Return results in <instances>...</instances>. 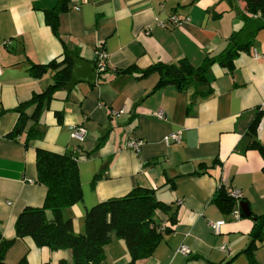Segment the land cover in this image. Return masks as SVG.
<instances>
[{
	"label": "crops",
	"instance_id": "crops-1",
	"mask_svg": "<svg viewBox=\"0 0 264 264\" xmlns=\"http://www.w3.org/2000/svg\"><path fill=\"white\" fill-rule=\"evenodd\" d=\"M60 1L0 0V231L5 239L15 240L5 262L18 264L24 257L29 264L72 262L69 250L51 251L30 238L16 239L15 224L25 208L42 207L45 201L47 189L37 183V149L66 154L78 146L83 199L65 211L76 233L85 232L88 209L143 187L172 205L176 223L153 255L137 264H250L243 251L255 221L247 216L234 219L213 198L222 187L226 192L239 190L251 213L264 214V159L257 150H243L250 124L260 112L258 139L264 146V59H255L253 53L264 51V28L253 47L237 56L232 70L215 63L201 85L157 88L163 71L143 79L137 78L138 72H121L181 61L200 67L242 28L246 1L72 0L59 17L56 36L45 16ZM173 14L190 21L174 29L158 27V21ZM8 41L11 45L4 46ZM99 49L108 55L106 70L94 85L81 82L70 92L56 93L41 117L43 139L27 146L26 134L9 137L18 121L14 108L53 83L50 74L34 78L32 64H48L68 52L95 65L97 73ZM121 110L120 117L112 115ZM159 111L165 120L157 118ZM57 112H62L61 122ZM76 126L86 131L82 143L72 139ZM174 132H182V141L167 146L164 138ZM130 138L143 141L140 151L125 148ZM156 219L170 225L162 212ZM219 221L225 224L216 232L209 223ZM182 246L189 254L178 251ZM105 253L102 264L131 260L125 242L116 237ZM255 260L264 264V241Z\"/></svg>",
	"mask_w": 264,
	"mask_h": 264
},
{
	"label": "trees",
	"instance_id": "trees-1",
	"mask_svg": "<svg viewBox=\"0 0 264 264\" xmlns=\"http://www.w3.org/2000/svg\"><path fill=\"white\" fill-rule=\"evenodd\" d=\"M71 1L61 0L57 8L46 12V24L56 36L59 35V17L69 9ZM245 1L242 28L232 33L226 48L219 55L206 57L200 67L181 61L178 65L161 64L147 69L133 66L121 72H138L137 78L143 79L155 71H163L157 88L174 85L183 90L191 85L206 83L208 70L215 63L232 70L237 56L253 47L257 33L264 28V0ZM73 59L67 52L48 64H32L30 74L34 78L50 74L53 83L47 90L34 93L29 100L14 108L18 121L9 137L17 139L26 134L27 146L35 140L43 139L42 114L50 108L56 93L71 81ZM56 115L61 122L62 112H57ZM261 117L260 112L252 120L243 150H257L264 159V146L258 139ZM30 121L32 125L29 126ZM77 154L73 150L59 154L37 149V183L46 187L47 194L42 207H27L20 213L15 224L16 239L30 238L37 247H47L51 251H71L72 262L63 260L61 264H102L106 259L105 248L113 237L125 242L131 256L127 264H137L139 260L151 257L164 235L171 233L172 226L176 223V213H171L172 205L159 200L155 190L136 187L123 197L108 199L88 209L85 214V232L76 233L73 221L65 217V211L83 199ZM262 171L264 174V166ZM213 201L228 213L239 208L242 202L238 204L223 187ZM47 212L52 213L51 219L47 217ZM160 212L169 216L170 225L165 230H161L163 224L156 219ZM241 216L246 215L241 212ZM249 218L255 221V225L251 242L243 253L247 255L250 264H257L255 251L264 241V214L257 216L251 213ZM14 242L15 240L5 239L0 231V264H7L5 256ZM18 264L29 262L24 257Z\"/></svg>",
	"mask_w": 264,
	"mask_h": 264
},
{
	"label": "built area",
	"instance_id": "built-area-1",
	"mask_svg": "<svg viewBox=\"0 0 264 264\" xmlns=\"http://www.w3.org/2000/svg\"><path fill=\"white\" fill-rule=\"evenodd\" d=\"M190 21L189 17L186 18H181L176 14H173L170 16V18L166 21H158V27L161 29H174L181 27L184 23H187ZM4 46H10L11 42H4ZM2 45H0L1 47ZM254 57L255 59H264V51L262 53H259L256 49H253ZM107 60H108V55L103 49H99L97 51V58H96V65L97 69L99 72H104L107 68ZM3 72V66L0 61V77L2 76ZM123 110L119 112H113L112 115L116 117H120L121 114H123ZM157 118L160 120H165L166 119V114L164 111H159L156 114ZM85 129L81 126H76L72 130V139L77 141L78 143H82L85 139ZM182 141V132H174L170 133L164 138V142L167 146H171L174 144H180ZM143 141L136 139V138H130L126 143H125V148L133 151H140L141 147L143 146ZM74 153L79 152V147L74 146L73 148ZM229 195L239 204L242 198V194L239 190H233L228 192ZM232 216L234 219L239 220L242 218L240 209L237 208L232 212ZM225 224V221H219V222H210L209 225L210 227L215 230L216 232H219V229L221 226ZM166 225L163 224L161 227V230H165ZM226 246H222L221 250H226ZM179 252L183 253L184 255L189 254L190 249L187 246H182L179 250Z\"/></svg>",
	"mask_w": 264,
	"mask_h": 264
},
{
	"label": "water",
	"instance_id": "water-1",
	"mask_svg": "<svg viewBox=\"0 0 264 264\" xmlns=\"http://www.w3.org/2000/svg\"><path fill=\"white\" fill-rule=\"evenodd\" d=\"M73 60H74V66L72 69L71 81L63 90L70 92L74 89L76 85H78L81 82H86L94 85L97 81V75L101 74L102 72L99 71H97V73L94 72L95 65L93 64L90 65V63H86L85 61H81L77 58ZM239 208L247 217L251 216V211L247 203L241 202Z\"/></svg>",
	"mask_w": 264,
	"mask_h": 264
}]
</instances>
